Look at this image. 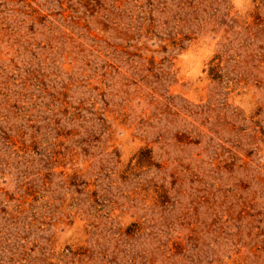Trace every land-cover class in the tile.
Here are the masks:
<instances>
[{"label":"rangeland","instance_id":"obj_1","mask_svg":"<svg viewBox=\"0 0 264 264\" xmlns=\"http://www.w3.org/2000/svg\"><path fill=\"white\" fill-rule=\"evenodd\" d=\"M0 264H264V0H0Z\"/></svg>","mask_w":264,"mask_h":264}]
</instances>
